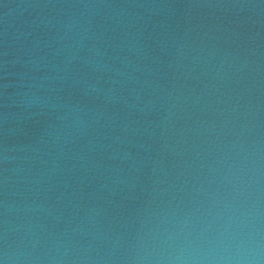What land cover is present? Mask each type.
Masks as SVG:
<instances>
[{
    "label": "water",
    "instance_id": "95a60500",
    "mask_svg": "<svg viewBox=\"0 0 264 264\" xmlns=\"http://www.w3.org/2000/svg\"><path fill=\"white\" fill-rule=\"evenodd\" d=\"M0 264H264V0H0Z\"/></svg>",
    "mask_w": 264,
    "mask_h": 264
}]
</instances>
